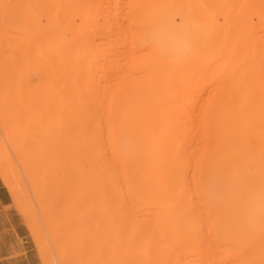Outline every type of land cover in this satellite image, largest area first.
<instances>
[{"label": "bare ground", "instance_id": "6f19581e", "mask_svg": "<svg viewBox=\"0 0 264 264\" xmlns=\"http://www.w3.org/2000/svg\"><path fill=\"white\" fill-rule=\"evenodd\" d=\"M87 7L80 12L86 51L111 47L101 55L111 61L98 67L121 74L115 46H129L119 52L126 56V85L107 119L96 111L98 97L85 92L80 136L92 160L83 184L96 194L46 200L44 218L70 239L95 231L97 211L114 233L126 235V246H158V235L188 237L178 241L184 253L186 246L194 257L200 252L197 264L217 258L211 252L202 259L211 250L242 252L236 264H264V0H112L111 8ZM123 124L126 140H115ZM6 176L0 172L16 195ZM192 243L209 249L200 246L196 254Z\"/></svg>", "mask_w": 264, "mask_h": 264}, {"label": "rangeland", "instance_id": "374dc122", "mask_svg": "<svg viewBox=\"0 0 264 264\" xmlns=\"http://www.w3.org/2000/svg\"><path fill=\"white\" fill-rule=\"evenodd\" d=\"M92 1L0 0V172L17 191L14 195L0 177V186L9 195L0 203V264H179V260L197 264L201 257L198 249L205 242L192 243L198 246H193L197 248L194 252H199L196 257L188 249L192 247L186 246L184 253L183 240L178 241L184 237L158 235L168 241H154L158 246L139 243V249L127 247L126 235L114 233L109 217L100 220L97 211L91 221L94 232L72 234L68 239L60 224L49 223L43 216L46 200H77L96 194L94 188L86 189L83 184L92 160L80 136L85 92L98 97L96 111L107 119L117 110L115 104L126 85V56L119 52L129 46H115L117 54L123 56L113 60L121 68L119 74L118 68L119 72L98 67L111 61L101 56L111 47L106 52L88 53L83 44L81 9L112 6V0ZM121 15L118 20L126 22V15ZM95 80L102 83L95 84ZM104 138L105 148L111 152L114 147L111 149L105 128ZM115 140H126V124L117 130ZM222 244L219 242V248L225 249ZM223 251H208L202 259L214 254L217 258L211 257L209 264H236L234 259L244 256L242 252L233 255Z\"/></svg>", "mask_w": 264, "mask_h": 264}, {"label": "crops", "instance_id": "0c3cea01", "mask_svg": "<svg viewBox=\"0 0 264 264\" xmlns=\"http://www.w3.org/2000/svg\"><path fill=\"white\" fill-rule=\"evenodd\" d=\"M7 191L4 189V187L0 186V203L4 204L5 199L8 197Z\"/></svg>", "mask_w": 264, "mask_h": 264}]
</instances>
